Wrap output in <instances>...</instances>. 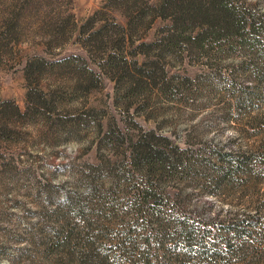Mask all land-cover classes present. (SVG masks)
Returning <instances> with one entry per match:
<instances>
[{"label": "rangeland", "instance_id": "obj_1", "mask_svg": "<svg viewBox=\"0 0 264 264\" xmlns=\"http://www.w3.org/2000/svg\"><path fill=\"white\" fill-rule=\"evenodd\" d=\"M234 1L259 17L250 26L253 32L246 28L241 36L207 40L200 50L183 44L176 50L159 45L169 21L155 19L131 33L120 50L99 51L78 41V33L65 35L72 23L61 20L73 15L84 40L111 25L103 16L110 14L107 0H59L52 13L45 0H36L18 41H3L0 50V264H50L46 238L60 226L56 214L64 213L63 202L74 194L86 207L102 210L105 243L181 219L195 235L207 229L217 237L211 240L218 241V254L206 264H264V172L219 186L211 179H152L172 210L162 208L153 217L144 209L143 223L134 224L136 188H144L146 180L132 173L129 157L140 137L149 136L167 152H196L201 160L217 150L254 158L264 149V81L253 71L264 56V0ZM54 11L63 12L61 20ZM101 11L91 28L87 20ZM118 24L126 29L123 19ZM110 55L122 72L104 68ZM36 59L43 62L37 83L26 79L27 66ZM131 77L142 83L131 85ZM40 98L45 102L39 105ZM201 162L202 173L212 176ZM128 172L134 177L130 182L123 178ZM247 216L258 222L248 236L235 239L220 228Z\"/></svg>", "mask_w": 264, "mask_h": 264}, {"label": "trees", "instance_id": "obj_2", "mask_svg": "<svg viewBox=\"0 0 264 264\" xmlns=\"http://www.w3.org/2000/svg\"><path fill=\"white\" fill-rule=\"evenodd\" d=\"M45 1V7L49 9V13H52L59 0ZM35 2L36 0H0V50L3 48V41L8 43L18 41L19 32L22 30L20 27L30 16ZM105 9L110 14L103 16L108 19L110 17L111 25L108 23L101 25L85 37V41L77 25H73V15L68 14L61 20L63 12L54 11V13L59 17L57 20L72 23L73 31L70 33L64 31L65 35L72 36L78 33V41L82 40L83 45L84 42L93 43L99 51L108 48L120 50L128 38L131 40V33L155 19L169 21L166 36L159 40V45L164 43L167 45L163 48L170 47L176 50L182 44L189 49L200 50L207 40L217 43L223 38L241 36L246 28H250L253 32L254 29L250 26L259 19L234 0H162L157 7L151 6L150 0H107ZM100 15L102 11L86 23L93 28ZM118 19L125 21L126 29L120 28ZM66 29L68 27H65ZM260 62L261 66H256L253 71L259 81H264V56L260 58ZM42 65L43 62L39 59L31 61L27 66L29 72L26 73V79L30 81L31 78L32 82L37 83L41 77ZM104 68L111 72H122L121 64L113 55L108 57ZM34 69L39 70L36 73ZM153 69L155 72L152 74L155 73L153 76L156 78L158 69ZM127 82L134 86L136 83L137 85L142 83L133 77ZM30 95L31 93L27 94L29 101L32 100ZM44 102L42 100L38 104ZM161 142L166 144L167 140L161 139ZM201 161L206 163L208 170H213L212 176L205 171L202 173L204 166ZM129 162L132 173H139L146 180L144 188L141 190L136 188V200L132 204L135 211L134 224L141 225L143 223L140 222L143 219L141 213H144V209L147 213H153V217L163 213L162 208L172 210L164 193L153 188L150 182L152 179H156L158 183L186 181L198 183L211 179L210 184L219 186L236 176H252L253 172L258 176L264 172V149L254 158L231 151L217 150L210 159L201 160L196 152L178 148L167 152L162 148H156L150 137L145 135L131 144ZM128 174L123 175V178H126L124 181L130 182L134 177L133 174L129 172ZM62 205L64 213L56 214L60 226L46 238L44 245L46 256L48 258L53 256L50 264H196V262L206 264L208 257L213 256L211 254L217 255L219 251L218 241L211 240L217 239L211 231L206 229L195 235L194 227L181 219H175L173 226L159 224L153 229L141 231L142 233L128 231L122 241L111 237L110 241L105 243L100 238L104 218L99 212L102 210L86 207L84 199L77 194L64 201ZM87 210L94 212L87 213ZM257 223L254 217L247 216L242 221H234L220 228L223 232L231 234L232 238L241 239L248 236L250 234L248 230L254 229ZM228 239H223L227 246H229Z\"/></svg>", "mask_w": 264, "mask_h": 264}]
</instances>
